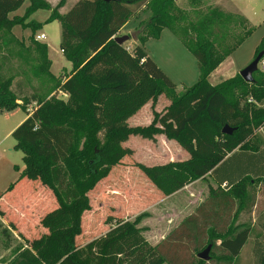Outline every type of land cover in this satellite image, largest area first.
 I'll return each mask as SVG.
<instances>
[{
	"label": "trees",
	"instance_id": "obj_1",
	"mask_svg": "<svg viewBox=\"0 0 264 264\" xmlns=\"http://www.w3.org/2000/svg\"><path fill=\"white\" fill-rule=\"evenodd\" d=\"M24 1L0 0V28L11 30L23 24L34 33L42 23L29 17L38 9L50 10L45 22L60 21V50L72 67L65 78L56 77L50 70L47 45L36 42L38 73L45 71L52 83L46 91H15L12 78L0 70V112L21 107L26 115L11 133L15 148L22 152L23 167L9 186L11 192L3 199L0 196L8 209L0 214L21 233L29 215L14 208L12 198L26 203L27 190L48 191L55 205L42 220L48 232L26 240L27 246L7 264H207L216 260L231 264L249 237V228L235 225L237 216L250 202L251 190L264 183V139L259 134L264 106L256 105L264 100V71L254 72L252 82L235 74L211 84L208 77L251 35L253 27H247L241 15L211 7L192 24L193 38L174 32L199 67L196 82L177 93L175 83L144 50L145 41L159 38L163 28L174 31L179 13L174 0H77L65 13L58 11L63 0L55 8L47 0H30L20 18L10 17ZM143 6L150 16L141 24L139 44L129 50L114 36ZM232 21L247 26L235 43L223 45ZM261 51L264 36L253 58ZM163 92L170 103L154 115L152 123L128 126L130 116ZM224 125L233 128L231 134L222 133ZM157 133L175 140L189 156L164 164H137L154 192L170 195L208 175L216 182L213 193L155 246L144 237L146 228L139 226L146 212L115 220L103 234L77 244L79 216L88 193L131 154L121 143L132 134L154 139ZM221 205L234 208L226 227L216 222L215 209ZM209 243L210 259L198 258ZM255 254L258 264H264V251Z\"/></svg>",
	"mask_w": 264,
	"mask_h": 264
},
{
	"label": "rangeland",
	"instance_id": "obj_2",
	"mask_svg": "<svg viewBox=\"0 0 264 264\" xmlns=\"http://www.w3.org/2000/svg\"><path fill=\"white\" fill-rule=\"evenodd\" d=\"M58 1L56 0L53 3L55 4ZM174 2L179 10V13L176 14L177 18L173 21L174 31L168 28L163 29L160 38H149L144 48L148 56L175 83L176 92L182 93L185 87L196 82L199 76V67L197 59L183 45L177 35L187 34V39L193 38L192 24L201 14L212 7V3H217V0H174ZM29 3L30 0H25L17 10L9 15L12 17L16 14L20 18ZM223 3H233L231 9H235L240 12V15L247 17L248 26L247 23L244 25L253 27V32L209 75L208 80L211 84H216L233 74H239L240 70L253 60L254 50L264 36V0H223ZM72 5L73 3L68 0L60 11L63 13L67 12ZM54 6L52 8H55ZM50 13V10L38 9L30 16V19L42 23L41 28L35 30L34 33L30 28L24 29L23 24L15 25L11 30L0 28V70L5 77L12 78V88L15 91L23 89L27 94L39 93L46 91L52 85L45 71L38 73L37 56L40 51L35 47L36 42L47 44V56L52 60L54 71L60 73L59 76H61L64 67L68 69L72 67L60 50L62 40L60 21L45 22ZM134 16L137 17L129 20L124 28L121 29L122 34H118L129 35V39L123 43L129 50L139 44L138 35L143 34L141 32L142 23L134 27L131 26L134 21L144 19L147 16V10H143L141 7ZM244 25L234 21L229 22L228 32L223 45L235 43L238 35L241 32L243 34L242 27ZM38 34L45 35V39L39 42L36 41V35ZM258 70L264 71V67L260 68L258 64ZM169 103L168 95L163 92L158 95L152 107L148 105L147 110L152 112L151 123L154 115L162 112ZM34 105L35 103L32 104V106ZM24 117L25 112L21 107L0 112L1 199L11 192L9 186L17 181L23 167L22 152L15 148V139L11 133ZM126 122L129 125L133 124L130 120ZM146 123L148 122L141 124ZM155 125L158 126L157 123ZM259 134L264 139V126L259 130ZM159 135L160 133L156 134L157 139H144L138 134H133V136L130 135L128 140L121 143L122 147L131 149V154L126 155L119 164L113 166L109 177L101 181L88 193L87 201L83 205L79 216L80 231L75 236L77 244H83L89 239L103 234L115 220L134 218L146 205L151 204L153 198L156 199L153 196L157 193L154 192L152 185L139 170L137 164L142 163L148 166L163 164V154L173 151L174 144L177 146V143L172 142L170 146L165 144ZM185 156L188 158L187 152ZM185 156L176 155L174 159L175 161H182L185 160ZM212 180V177H208L207 180L194 184L193 191L187 193L188 197H182V202L185 203L186 209L184 211L181 209L173 222L177 223L180 221L182 214H187L188 210H196L200 205L199 202L207 194H210L205 185L207 181L212 183L214 181ZM257 191L259 192L258 194H264V185L260 190L255 189L254 193L257 194ZM26 193L30 194L26 203L18 197H14L11 200L14 208L29 215V217L24 219L27 225L22 229V232L20 231L21 233L17 230L12 231L9 229L10 223L3 218V214H0V264H7L12 260L21 248L27 246L26 240L39 238L42 234L48 232L43 227L42 220L45 214L55 208L50 193L47 191L40 194L29 190ZM30 198L32 199L30 200ZM206 199L207 197L204 201ZM0 202V211L4 213L8 209L3 205V201ZM156 213H159V211L156 210L154 215H148L152 216L149 224L155 225L154 227L157 226V223H155L156 218L153 219ZM246 253L250 255V250L247 249Z\"/></svg>",
	"mask_w": 264,
	"mask_h": 264
},
{
	"label": "crops",
	"instance_id": "obj_3",
	"mask_svg": "<svg viewBox=\"0 0 264 264\" xmlns=\"http://www.w3.org/2000/svg\"><path fill=\"white\" fill-rule=\"evenodd\" d=\"M47 1L51 4V6H54L61 0H59L55 4L53 2H55L56 0H47ZM67 1L68 0H63V5L61 7H59V9H58L59 13H63L60 10L65 6ZM69 1L74 4L77 0H69ZM211 5H212V7L219 8L223 12L240 15L239 11H237L235 9L234 10L231 9V6L233 5V3L227 4V3H223V0H217V3L214 2ZM142 8H143V10H145V9L147 10V16L144 19H142V20L134 21V24L131 27H134L136 25H140L141 23L145 22L149 18L150 10L147 7H145V6H143ZM14 15H16V14H14ZM241 16L243 18H245L246 21H248L247 17H245L244 15H241ZM136 17L137 16H134V17L130 18L129 20H131L133 18H136ZM29 20H30V17H29ZM31 20H33V19H31ZM129 20L120 28V30L118 31L117 35L118 34H122L121 33V29L124 28V26L129 22ZM163 29H165V28H163ZM163 29H162V31H163ZM162 31H161V33H162ZM161 33H160V36H161ZM160 36H159V38H160ZM159 38H157V39H159ZM148 40L149 39H147L145 41V43ZM145 43H144V45H145ZM144 50H145V48H144ZM62 54H63V52H62ZM50 61H51L50 70L56 77H58L60 73L59 72L56 73L54 71V69L52 68V66H53L52 60L50 59ZM68 63L71 66V62L68 61ZM70 71H71V68L68 69L67 67H64L63 71L61 72V76H63V78H65L70 73ZM234 75L235 74L231 75L228 78H231ZM228 78H225V79H228ZM225 79H223V80H225ZM223 80H221V81H223ZM148 105H151V107H152V105H153L152 101H148L147 103H145L139 110H137L132 116H130L127 119V121L130 120V121L133 122L132 125L128 124V126H130V127L148 126L151 123V121H152V118H151L152 112H151V110L150 111L147 110ZM32 108H33V106L31 105L29 110H31ZM143 122H148V123L141 124ZM131 136H133V134ZM159 136L161 137L160 139L163 142H165V144H167L169 146H170L171 142L172 143H177L173 139H168L163 133H160ZM129 137H130V135H129ZM128 138H127V140H128ZM144 139H147V138H144ZM154 139H157L156 135L154 136ZM176 155L177 156H181V157L186 155V152L181 148V146L178 143H177V146H175V144H174L173 151L171 150V151L165 152L163 154V156H164L163 164L167 163L169 161H175L174 157ZM184 158L187 159L186 156ZM160 164H162V163H160ZM208 177L209 176L206 175L204 178L197 179V180L185 185L183 188L179 189L178 191H176V192H174V193H172L170 195H166V196L164 195L163 196V195L156 194V195L153 196V197H156V199L153 198L151 204L146 205L145 208H143V210H141L140 213L146 212L147 215L144 218H142V220L139 223V226H143V227L146 228L145 231H143V235H144L146 240L151 245L155 246L158 243H160L162 240H164L166 238V236L172 230H174L180 224L181 220L183 221V219H185L189 215L193 214L194 210H192V211L188 210L189 212L187 214H182V219L180 221H178L177 223L173 222V220H176L175 217L178 216L177 215L178 212L181 209H182V211H184L186 209L185 203L182 202V197L187 198L188 197L187 193H191L193 191V188L195 187L194 184L196 182L207 180ZM221 179L222 178H220L218 181H220ZM199 185L202 186L201 184H199ZM263 185H264V183H259L257 186H255L251 190L253 193H251L250 202L248 203V205L244 209H242L239 212V214L237 216V220H236V224L235 225L242 224V226H245V227L249 228V237L247 238L245 244L243 245L239 255L232 260L231 264H258L257 256L255 254V251H258V252L259 251H264V194H258L259 193L258 191H257V194L254 193L255 189L260 190V189H262ZM205 186L208 188L209 193L211 194V193H213V190L216 188V182L213 181L212 183H209L207 181V184ZM208 195L209 194H207L199 202L200 205L204 202V199L206 197H208ZM231 204H233V203L231 202ZM156 210H158L159 213H156L155 214L156 216L153 217V219L156 218V222L155 223H157V226L154 227L155 225H150L149 224V222L151 221V217L152 216L150 217L148 215H150V214L154 215V212ZM215 210L217 212V214H216V222H218L220 227L221 226H225L226 227L230 223V219L233 216L234 208L225 207L224 205H221L218 208H216ZM207 214H211L210 216H212L213 213H209L208 212ZM221 221H223V222H221ZM141 222H142V224H141ZM200 223L203 224L204 226H206V224H204L203 222L200 221ZM9 229L14 231L10 226H9ZM247 249L250 250V255L246 253ZM223 263L224 262L221 261V260H216L214 263H207V264H223Z\"/></svg>",
	"mask_w": 264,
	"mask_h": 264
},
{
	"label": "water",
	"instance_id": "obj_4",
	"mask_svg": "<svg viewBox=\"0 0 264 264\" xmlns=\"http://www.w3.org/2000/svg\"><path fill=\"white\" fill-rule=\"evenodd\" d=\"M103 1H110V0H103ZM129 39V35L123 34V35H115L114 40L118 44H123L126 40ZM263 51L259 52L253 60L246 65L244 68H242L239 72V75L242 77V79L246 82H252L254 80L253 73L258 70V64L262 59ZM233 131V128L229 127L228 125H224L222 128V133L224 134H231ZM212 244L209 243L202 251H200L197 254V257L208 261L210 259V250H211Z\"/></svg>",
	"mask_w": 264,
	"mask_h": 264
},
{
	"label": "built area",
	"instance_id": "obj_5",
	"mask_svg": "<svg viewBox=\"0 0 264 264\" xmlns=\"http://www.w3.org/2000/svg\"><path fill=\"white\" fill-rule=\"evenodd\" d=\"M36 39L38 40V41H41V40H43V39H45V35H43V34H38V35H36ZM259 65H260V68H263L264 67V60H261L260 62H259ZM249 101H253V99L252 98H249L248 99ZM256 105L257 106H264V100L263 101H261V102H256Z\"/></svg>",
	"mask_w": 264,
	"mask_h": 264
}]
</instances>
